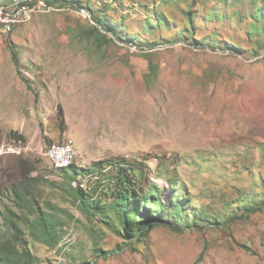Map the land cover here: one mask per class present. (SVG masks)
I'll return each instance as SVG.
<instances>
[{
  "label": "rangeland",
  "instance_id": "1",
  "mask_svg": "<svg viewBox=\"0 0 264 264\" xmlns=\"http://www.w3.org/2000/svg\"><path fill=\"white\" fill-rule=\"evenodd\" d=\"M82 2L121 24L120 38L54 2L0 32V236L19 221L39 264H264V208L246 211L264 200L262 0ZM63 142L75 164L118 158L140 167L143 189H175L184 230L157 225L138 240L87 215L45 155ZM96 172L77 179L98 187ZM17 193L59 208L56 245L32 235Z\"/></svg>",
  "mask_w": 264,
  "mask_h": 264
},
{
  "label": "trees",
  "instance_id": "2",
  "mask_svg": "<svg viewBox=\"0 0 264 264\" xmlns=\"http://www.w3.org/2000/svg\"><path fill=\"white\" fill-rule=\"evenodd\" d=\"M16 1L19 0H13V3L8 5H12ZM53 2L64 7L72 4L76 8H85L91 19L95 21L94 31L103 30L105 34L113 33L120 38L118 32L121 24L118 25L112 21L104 12L105 10L94 9L90 3L84 5L82 0H46L47 6L50 7L55 6ZM186 14L190 25L193 26V10L189 9ZM256 17L264 19V0H262L261 6L256 9ZM160 19L162 20L163 17L160 16ZM129 38L132 41L136 37L129 36ZM150 46L155 47L156 43H151ZM58 118L59 124L63 125L65 116L62 107L58 109ZM117 162H119L118 158H114L106 161L107 167L102 165L103 162H97L90 167L74 163L63 168L64 175L70 180L72 195L81 210L87 215L98 216L111 227H115L117 222L121 227H115L116 232L126 238L141 240L157 225H167L174 231L182 232L184 228L180 217L184 214L185 203L175 194V189H172L169 194L163 195L162 188L154 183L145 190L142 185H138L140 167L126 166L124 163ZM97 170L105 172L102 175L105 178H101L105 179V182L98 187L92 188L83 183V180L77 179L79 176L92 175L99 178ZM76 180H79L78 184H73V181ZM171 186L173 188L175 182H172ZM19 194L17 193V197L20 200H17L16 204L25 208L29 217L33 216L30 221L32 235L48 245H56L60 239L57 231L60 221L54 211L59 208L47 202V209H44L32 202L31 195L27 198L21 197ZM263 208L264 200L257 202L252 207H247L246 211L255 212ZM8 219L4 230L9 231L10 236L4 239L0 236V264H39L40 257L32 252L27 238L23 236L19 221L12 217H8ZM1 234L3 233L0 230ZM240 245L248 249L247 245Z\"/></svg>",
  "mask_w": 264,
  "mask_h": 264
},
{
  "label": "bare ground",
  "instance_id": "3",
  "mask_svg": "<svg viewBox=\"0 0 264 264\" xmlns=\"http://www.w3.org/2000/svg\"><path fill=\"white\" fill-rule=\"evenodd\" d=\"M26 1H31V0H19L14 4L17 5V7H24V3ZM12 5H6V6L0 5V9H5ZM42 9L43 10L50 9V6H47L46 1H44V7L43 6H31V9H29L23 17L18 18V14H8V20H1V27L3 28V31H11L15 27H17L19 24L23 23L25 20L33 16V14L39 12ZM69 144L70 143H53L50 146H48L45 152V155L51 161V163L53 164L55 168L57 169L67 168L70 165L76 163V161L78 160L77 152H75L74 149ZM55 153H67V161L59 164V158L56 155H54ZM151 161L154 162V160H151Z\"/></svg>",
  "mask_w": 264,
  "mask_h": 264
},
{
  "label": "built area",
  "instance_id": "4",
  "mask_svg": "<svg viewBox=\"0 0 264 264\" xmlns=\"http://www.w3.org/2000/svg\"><path fill=\"white\" fill-rule=\"evenodd\" d=\"M44 1L46 0H31L26 1L24 3V7H17V5H12L5 9H0V32L3 31V28L1 27V20H8V14H18L19 17H23L25 13L31 9V6H43L44 7ZM12 23V22H10ZM59 158V164L67 161V153H55Z\"/></svg>",
  "mask_w": 264,
  "mask_h": 264
}]
</instances>
